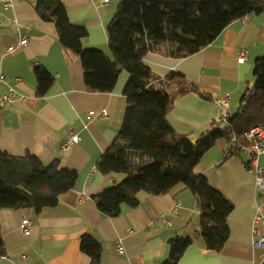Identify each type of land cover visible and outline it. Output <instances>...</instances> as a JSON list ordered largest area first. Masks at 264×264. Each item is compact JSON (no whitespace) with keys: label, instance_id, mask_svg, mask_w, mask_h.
Listing matches in <instances>:
<instances>
[{"label":"crops","instance_id":"0c3cea01","mask_svg":"<svg viewBox=\"0 0 264 264\" xmlns=\"http://www.w3.org/2000/svg\"><path fill=\"white\" fill-rule=\"evenodd\" d=\"M61 1L70 21L88 32L84 48L112 56L107 27L124 0H111L105 6L91 0ZM34 2L0 0V74L5 76L0 95L10 87L18 93L12 106L0 108V148L18 157L30 152L45 165L58 161L59 168L76 171L78 180L56 207L40 215L32 209L0 210V264H92L82 251L85 234L101 245L100 264H165L170 260V241L178 237L193 243L177 264H263L264 248L253 245L252 221L258 210L264 214V198H259L255 179L240 160L247 161L248 156L224 158L229 149L226 140L207 151L195 168L234 206L228 220L229 241L222 252L209 251L199 238L201 213L183 184L161 196L141 191L137 194L140 207H124L117 217L98 211L95 197L126 178L124 174L103 175L97 164L106 154L115 153L128 105L124 89L130 75L122 72L111 93L90 90L80 59L63 48L55 24L39 18ZM22 38L27 46L21 45ZM171 48L160 45L146 55L144 63L156 78L153 89L174 100L169 123L196 141L222 124L215 103L218 97L229 96L226 106L232 115L240 111L243 96L254 83L255 62L264 57V8L233 22L198 53L176 58L168 55ZM241 49L247 50L244 63L238 62ZM37 69L54 79L43 97L38 94ZM192 85L198 93L178 95L180 89ZM102 112L108 117H102ZM69 129L80 142L63 152ZM260 165L264 167V155ZM177 202L180 211L174 213ZM25 219L33 223L29 234L21 230ZM129 230L134 233L128 234ZM120 240L123 255L116 249Z\"/></svg>","mask_w":264,"mask_h":264},{"label":"trees","instance_id":"16d2710c","mask_svg":"<svg viewBox=\"0 0 264 264\" xmlns=\"http://www.w3.org/2000/svg\"><path fill=\"white\" fill-rule=\"evenodd\" d=\"M34 3L39 18L55 24L63 48L80 59L90 90L111 93L122 72L130 75L124 89L128 105L115 153L106 154L97 164L103 175L124 174L126 178L95 197L98 211L117 217L124 207H140L139 192L161 196L183 184L201 213L199 238L209 251L222 252L229 241L228 220L234 206L195 168L220 140H226L234 155H240L237 146L230 143L231 135L239 136L264 124V57L255 62L254 83L247 88L240 111L228 120L229 126L208 130L196 141L179 134L169 123L174 100L166 92L153 89L156 78L144 58L162 44L172 46L168 53L172 57L198 53L233 22L261 12L264 0H124L107 27L112 56L100 49L84 48L88 32L70 21L61 0ZM36 79L38 94L47 95L54 79L40 69ZM190 92L198 93V89L192 85L180 89L178 95ZM59 166L58 161L45 165L30 152L18 157L0 148V210L32 209L40 215L56 207L78 180L76 171ZM192 243L183 237L172 239L170 260L165 264H177ZM82 251L92 264H100L101 245L88 234L82 237Z\"/></svg>","mask_w":264,"mask_h":264},{"label":"built area","instance_id":"2783aa9c","mask_svg":"<svg viewBox=\"0 0 264 264\" xmlns=\"http://www.w3.org/2000/svg\"><path fill=\"white\" fill-rule=\"evenodd\" d=\"M92 3L99 4V6L109 5L111 0H91ZM6 7H11V4H6ZM21 45L27 46L26 38H22L20 41ZM247 50L241 49L238 55V62L244 63L247 60ZM5 81V76L0 74V82ZM18 82L20 80H17ZM18 97V93L14 88H9L6 94L0 95V108L10 107L14 104L15 100ZM229 102L228 95H222L215 100V103L220 109L221 123H228V120L232 117L229 108L226 106ZM90 115H94L93 112ZM102 117H108L107 112H102ZM244 142L241 144V142ZM80 142L79 136L71 129L68 131V140L64 142L62 145L63 152L68 151L71 146L78 144ZM231 145L237 146V149L240 152L239 157L246 155L248 156V160L245 161L244 159L240 158L244 167L248 170V172L254 177L255 179V188L259 193V198H264V168L260 165V158L264 155V124L257 125L252 127L249 131L242 133L241 135L237 136L235 134L231 135L230 140ZM224 158H230L234 156V150L231 148L228 149L227 152L224 153ZM180 211V203L177 202L174 207L172 208V212L179 213ZM33 223L31 220H23L21 224V230L25 234L30 233V228L32 227ZM264 227V214L261 213L259 210L253 218L252 221V234H253V245L255 247L264 248V235H262L261 230ZM133 230H129L128 234H133ZM117 251L123 255L124 254V247L123 241L120 240L116 246Z\"/></svg>","mask_w":264,"mask_h":264},{"label":"water","instance_id":"95a60500","mask_svg":"<svg viewBox=\"0 0 264 264\" xmlns=\"http://www.w3.org/2000/svg\"><path fill=\"white\" fill-rule=\"evenodd\" d=\"M229 126V123H222L217 127V130H224Z\"/></svg>","mask_w":264,"mask_h":264},{"label":"rangeland","instance_id":"374dc122","mask_svg":"<svg viewBox=\"0 0 264 264\" xmlns=\"http://www.w3.org/2000/svg\"><path fill=\"white\" fill-rule=\"evenodd\" d=\"M169 48V47H168ZM18 98V97H17ZM263 156V155H262ZM262 167V166H261ZM264 168V167H263Z\"/></svg>","mask_w":264,"mask_h":264}]
</instances>
